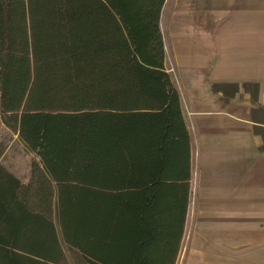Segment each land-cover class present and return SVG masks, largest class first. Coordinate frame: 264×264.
I'll return each instance as SVG.
<instances>
[{
  "label": "trees",
  "instance_id": "obj_1",
  "mask_svg": "<svg viewBox=\"0 0 264 264\" xmlns=\"http://www.w3.org/2000/svg\"><path fill=\"white\" fill-rule=\"evenodd\" d=\"M164 3L0 0V121L33 155L25 182L0 165V264H69L58 230L74 264H175L190 146Z\"/></svg>",
  "mask_w": 264,
  "mask_h": 264
},
{
  "label": "rangeland",
  "instance_id": "obj_2",
  "mask_svg": "<svg viewBox=\"0 0 264 264\" xmlns=\"http://www.w3.org/2000/svg\"><path fill=\"white\" fill-rule=\"evenodd\" d=\"M221 5V0L165 1L160 14L164 68L176 88L181 90L180 87L187 83L185 80H190L194 73L199 72L195 69L201 64L200 62H203L201 65L205 63L207 65L201 68L200 78L205 77L206 73H211L216 60L212 51L216 50V41L222 39L220 38L222 33L216 32L214 28L219 18L209 13L216 11ZM258 51L259 49L256 50ZM183 63H186L187 67ZM183 67L187 69L184 71ZM249 69L250 71L242 74V81L226 84L234 85L232 87L222 89L220 86L210 84L206 87L202 82L204 97L205 87L215 95L211 97V102L207 100L208 105L205 107L206 103L195 97L196 106L189 108L188 111V104L183 99L184 116L193 136L192 188L195 206L203 207L202 198L205 200L203 203L209 204L207 196H212L210 188H214L205 184V180L209 184L210 168L218 157L217 155L208 156L209 147H212V142H210L211 145L209 144L211 136L215 134L216 137H221L222 129L230 131L231 134L235 132L237 150H239L240 241L227 238L215 240L209 232L212 231L210 227L213 220L195 215L187 224L186 234L181 242L175 264H264V241L257 240V233L254 232V229L258 227L264 229V144L261 148L262 138L254 133V131L264 133V73H256V70L248 67L246 70ZM248 78H252V81L249 82ZM259 79L262 83H259ZM247 84L250 85L247 86ZM257 84L263 87L259 91L257 89V97L254 99V86ZM215 91H222V96H218ZM217 102L226 104L225 112L222 113L221 106L218 105L216 114L204 113L206 109H214L211 106L217 105ZM191 109L200 110L202 113L193 112ZM254 121L262 128L254 129L256 125ZM32 156L18 135L7 129L0 121V165L21 182H25L28 179ZM200 158L204 171L200 168ZM217 173V180H219L215 183H220L224 176L219 175L222 174L220 169ZM54 223L56 229H59L56 218ZM205 229L207 234L203 232ZM58 238L68 263L74 264L66 252L59 230Z\"/></svg>",
  "mask_w": 264,
  "mask_h": 264
},
{
  "label": "crops",
  "instance_id": "obj_3",
  "mask_svg": "<svg viewBox=\"0 0 264 264\" xmlns=\"http://www.w3.org/2000/svg\"><path fill=\"white\" fill-rule=\"evenodd\" d=\"M221 1L222 5L216 11L209 13L211 16H217V18H219L216 21L217 26H215L214 28L216 29V32L222 33V37L220 36V38L222 39L220 41H216V50L212 51V53L214 52L213 54L216 56V60L213 63L211 73H206L205 77L203 76L202 78H200L199 73L201 71V68L206 65V63L204 65H201L203 62H200L201 66L199 65L197 69H195L199 72L194 73V75L191 76L190 80H185L187 81V83L185 85L183 84V86L180 87L181 90L179 88H176L179 94L181 111L189 134L190 146V179L188 205L184 219V229L181 242L186 234L187 224H189L188 222L195 215L213 220L210 227L212 228V231L209 232L215 237V240H225L227 238L228 240L240 241L241 236V228L239 227V223L241 220L239 150H237L235 132L231 134L230 131L227 132L222 129L220 134L221 137H216L215 134L211 136L209 144L211 145L210 142H212V147H209L210 154L208 156L211 157L213 155H217L218 157L216 158V162L214 163V165L210 168L211 174H209V181L207 180L209 184L206 182V180L205 184L207 186H214V188H210L212 196H207L209 204L203 203V201L205 200L202 198L203 207L195 206L193 201L194 194L192 188V176L194 173L193 136L190 127L186 122L183 107V103L185 101L188 104V111L189 108L195 107V97H198L201 102L206 103L204 107L207 106V100L211 102V97H213L214 95L210 93L206 88L209 84L211 86H220L222 87V89L223 87H232L234 85L226 84L242 81V74L244 72L250 71V69L246 70L247 67L251 68V70H256V73H264V0ZM205 28L208 29L207 27ZM257 49H259L258 52H256ZM183 65L187 67L186 63H183ZM185 67H183L184 71L187 69ZM248 81L251 82L252 78H248ZM202 82L206 85V87L204 88L206 98L204 97V93L201 88V86H204ZM259 83H262V80L259 79ZM262 87L263 85L257 84L258 91L262 89ZM184 92H186V94ZM215 92L218 94V96H222V91ZM218 105L221 106L222 113L225 112L224 109H226V104H223L221 102L215 106H211V108L214 109H206L204 113L216 114L218 108L216 106ZM191 110L193 112H201L200 110ZM233 127L235 126L233 125ZM197 135L199 136V134ZM200 161V168L204 171V166L201 158ZM217 168L222 170V174L219 175L224 176L220 180V183H215L219 180H217V172L219 170ZM254 230V232L257 233L256 239L260 240L261 242L264 241V231H262L264 229L258 227V229L255 228ZM203 232L207 234L206 229ZM239 251L240 249L238 250V252Z\"/></svg>",
  "mask_w": 264,
  "mask_h": 264
}]
</instances>
